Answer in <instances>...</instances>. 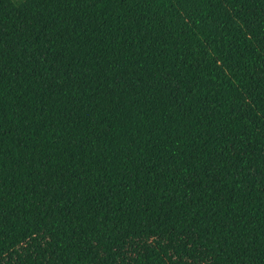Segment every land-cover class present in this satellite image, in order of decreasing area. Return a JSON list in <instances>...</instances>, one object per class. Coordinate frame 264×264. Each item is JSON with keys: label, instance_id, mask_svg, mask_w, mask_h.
<instances>
[{"label": "trees", "instance_id": "1", "mask_svg": "<svg viewBox=\"0 0 264 264\" xmlns=\"http://www.w3.org/2000/svg\"><path fill=\"white\" fill-rule=\"evenodd\" d=\"M0 264H264V0H0Z\"/></svg>", "mask_w": 264, "mask_h": 264}]
</instances>
